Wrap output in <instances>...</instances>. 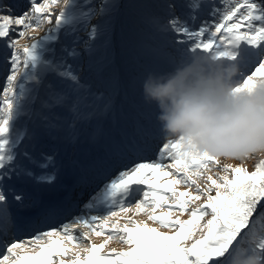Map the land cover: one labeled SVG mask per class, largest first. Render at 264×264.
I'll use <instances>...</instances> for the list:
<instances>
[{
  "label": "snow or ice",
  "instance_id": "1",
  "mask_svg": "<svg viewBox=\"0 0 264 264\" xmlns=\"http://www.w3.org/2000/svg\"><path fill=\"white\" fill-rule=\"evenodd\" d=\"M60 2L27 0L19 12L0 3V67L6 73L0 94V237L5 238L6 254L0 264H9L10 259L11 264H52L56 246L70 242L79 250L72 253L69 264H233V257L245 247L264 254V159L251 172L243 166L225 164L221 169L223 175H210L209 164H220V158L185 153L178 142L166 137L158 149L159 159L152 162L139 159L134 141L124 148L118 146V150L127 149L136 158L120 169L86 206L92 208L100 203L106 206V214L77 217L46 231L36 229L31 244L39 251L34 255L20 254L18 249L27 242L10 236V231L24 221L15 217L11 209L16 206L23 210L30 203L27 191L17 188L15 181L35 178L51 183L55 179L37 174V170L49 169L53 158L38 155L25 143L30 133L20 125L21 117L34 119L50 133L75 134L82 121L107 107V100L81 83L77 70L68 63L80 56L75 47L79 38L72 42L73 46L62 48L59 56L50 47L56 33L74 22V11L81 7L76 0H62L64 8L54 13L53 6ZM83 7H87V2ZM109 7L108 0H101L98 7L81 11L79 18L87 24L94 15H106ZM177 7L167 0L166 16L156 21L158 30L169 37V43L183 46L179 50L190 54L204 53L213 59L236 63L241 77L237 90L256 78H264V2L222 0V6H217L212 0H184L179 14ZM205 13L208 18L201 19ZM45 24L54 27L44 37L28 36L29 30L35 31ZM85 31L84 48L91 51L99 26ZM25 36L35 42L22 45L20 40ZM48 74L54 79L45 83ZM165 158L174 163L166 165ZM166 167L175 168L177 175L173 177ZM230 172L234 174L231 178ZM161 177L173 178L165 185L158 182ZM150 184L147 191L134 187ZM180 184L186 185V190L173 187ZM161 187H167L170 196L158 194ZM141 192L142 198L137 199ZM164 206L167 210L157 214V209ZM130 212L143 213L148 220L174 231L171 235L160 232L147 221L127 215ZM184 214L189 219L182 220ZM93 234L107 235V239L97 245L91 242ZM114 239L127 244L129 250L112 249L118 259H105L99 249ZM189 241L190 244L186 243ZM45 251L47 257L43 255ZM66 254L67 251L60 253ZM60 264L65 262L61 260Z\"/></svg>",
  "mask_w": 264,
  "mask_h": 264
},
{
  "label": "rangeland",
  "instance_id": "2",
  "mask_svg": "<svg viewBox=\"0 0 264 264\" xmlns=\"http://www.w3.org/2000/svg\"><path fill=\"white\" fill-rule=\"evenodd\" d=\"M150 0H108L109 11L106 15H94L91 20L85 24V22L79 18L81 11H87L88 7L99 6L101 0H76L80 8L74 11L76 19L68 26L61 28L56 33L55 39L50 42V47L54 50L57 56L61 55L62 48L73 46V41L77 40L75 47L80 52V56L77 59H69L68 63L72 64L77 70L80 76L81 83L85 84L93 92L102 98L107 100V107L96 115L82 121L78 125V130L75 134L69 132L50 133L43 129L34 119L28 116H22L20 119V125L27 127L30 133L29 138L25 141L29 145L31 150L35 153L43 155H51L53 162L49 169L37 170L38 175H51L55 177L52 181L56 184L54 188L49 189L46 193H40L44 190L45 186L50 188V183L40 181L35 178L29 179L27 182L20 180L15 181L17 188H24L29 195L30 206L26 209H19L13 206L11 209L12 214L19 220L24 221L17 228H13L10 231V236L15 237L17 240L27 242L24 247L18 249L21 255L31 254L39 251L38 248H33L31 239L35 232H30V228L23 231L22 225L37 226L40 230H48L50 227H60L61 224L71 223L77 217H90L92 215L106 214V206L97 203L95 207H86L93 198L96 197L104 185L113 178L117 172L122 169L131 159H135L133 153L127 149L124 151L118 150L124 148L135 142L136 151L140 153L139 159L142 162H152L159 159L158 149L164 142V133L160 122L157 119L158 110L154 104H149L145 101L142 94V83L144 78L149 72H166L170 70L177 61L190 55L185 51L179 50L183 46H173L169 43V37L160 32L157 28L156 21L166 16L167 10L164 8V4L167 0H154L146 3ZM87 2V7H83ZM178 7L176 8L177 14L182 9L180 4L184 3V0H172ZM207 2V0H206ZM217 6H222V0H212ZM264 2V0H261ZM6 6L12 7L15 11L22 10V6L27 5V0H0ZM146 3V4H144ZM64 8V4L61 0L58 6H53L52 11L59 13ZM149 10V11H146ZM150 13L149 22L146 21V28L142 34L136 29L137 35L134 38V31L130 32L126 21H131L134 17L144 16ZM205 13L201 19H207ZM199 24V21L196 22ZM99 26V34L97 38L92 42L91 51L84 48V40L87 39L85 29L91 26ZM53 25L45 24L43 27L36 29L35 31L29 30L28 36L36 38H42L47 34L49 28ZM150 27V28H149ZM25 36L20 40L22 45H30L35 41ZM156 51H153V50ZM51 58V56H49ZM246 71V69H242ZM6 73L0 67V94H2L5 86ZM54 79L52 74H48L45 77V83L51 82ZM42 94V89H41ZM38 107V104L36 105ZM142 130V131H141ZM261 159H264L262 155H253L246 159H220V164H209L208 172L210 175H214L219 172L223 175L222 167L225 164H232L233 166H243L249 172L255 170L256 164ZM89 160H100L101 163H97L95 168L90 172H86L84 169L81 172V176L88 185L84 192L87 195L88 201L82 209L73 216H69L64 223H51L48 227H39L40 218L36 217V221L29 222L25 216L29 215V208H32L36 204L40 207L46 205V198L51 192H55L59 187L65 188L68 185V179L77 173V165L85 163ZM166 165H171L174 162L171 159L165 158ZM167 171L173 173V177L177 175L175 168L166 167ZM159 176V173H157ZM233 173H229L230 178ZM88 182H87V178ZM173 177H161L158 181L160 184H167V181ZM51 182V183H52ZM102 183L101 188L89 194V190L95 185ZM203 183V181H201ZM59 184V186H58ZM147 191L151 188L150 185L134 186ZM180 191L186 190V185L180 184L173 186ZM69 188H71L69 186ZM195 191V189H193ZM77 192L76 198L81 196L82 193L79 190H73L67 195L69 200L74 193ZM158 194H167L166 198L170 196L167 187H161L157 189ZM214 194V192H213ZM40 195L41 198H40ZM142 198V192L138 194L137 199ZM41 199V201H38ZM203 203V201L198 202ZM52 207L53 206H49ZM63 209V207H59ZM52 210V209H50ZM67 207L65 211H69ZM118 210V209H117ZM166 206L161 209H157V214H161L162 211H166ZM45 215L48 216L47 212ZM133 219L139 221H147L150 227L157 228L160 232L172 234L174 230L163 228L157 222H153L147 219V216L143 213L135 215L134 213H128ZM179 215V213H177ZM124 216V213H121ZM182 220L189 219L188 214H184L180 217ZM210 217H206L208 219ZM116 219V218H114ZM121 220V223H124ZM21 228V229H20ZM257 230H260V223L256 225ZM20 229V230H19ZM81 231H87V229H81ZM56 238V237H54ZM107 239V235L91 236V242L97 245L104 243ZM5 238L0 237V259L2 255L6 254L3 250V244ZM42 241L41 243H46ZM190 244L189 242H186ZM72 249V251H71ZM115 249L116 252L128 251L129 246L123 244L119 239L110 241L104 248L99 249L102 257L105 259L115 260L118 259L115 253L112 252ZM79 249L74 246L73 243H67L63 246H56V254L53 256L52 264H60L63 260L65 264H69L72 259V253ZM2 251V252H1ZM67 251L66 255L61 256V252ZM48 256V252L43 254ZM83 258V254H82ZM96 260V257H93ZM122 261V257L119 258ZM9 264H11V259Z\"/></svg>",
  "mask_w": 264,
  "mask_h": 264
},
{
  "label": "clouds",
  "instance_id": "3",
  "mask_svg": "<svg viewBox=\"0 0 264 264\" xmlns=\"http://www.w3.org/2000/svg\"><path fill=\"white\" fill-rule=\"evenodd\" d=\"M239 73L234 62L190 54L166 72H149L142 94L181 151L227 160L264 156V78L237 90ZM233 264H264V254L245 247Z\"/></svg>",
  "mask_w": 264,
  "mask_h": 264
},
{
  "label": "bare ground",
  "instance_id": "4",
  "mask_svg": "<svg viewBox=\"0 0 264 264\" xmlns=\"http://www.w3.org/2000/svg\"><path fill=\"white\" fill-rule=\"evenodd\" d=\"M97 163H101L100 160H89V161H86L85 163H81L79 165H77V175L75 176V181L77 184H82L83 186L86 185V183L83 181L82 179V176L80 175V171H82L83 169L85 171H89L93 168H95L96 164ZM87 188V186H86ZM37 204L35 206V216L36 217H41L42 220H41V223L42 225H46L48 224L49 222H51V220L49 218L46 217L45 214H43V210L41 208H37ZM47 207V206H46ZM68 211H65V210H59L58 208H53L52 211H49L48 214L51 216H55L56 218L58 219H61V218H65V216L67 215ZM27 220H30V222H34L35 219L30 217V216H27ZM72 251V249H71Z\"/></svg>",
  "mask_w": 264,
  "mask_h": 264
},
{
  "label": "trees",
  "instance_id": "5",
  "mask_svg": "<svg viewBox=\"0 0 264 264\" xmlns=\"http://www.w3.org/2000/svg\"><path fill=\"white\" fill-rule=\"evenodd\" d=\"M152 1H154V0L147 1L146 3L148 4L149 2H152ZM146 3H144V4H146ZM96 7H98V5ZM146 11H149V10H146ZM149 15H150V13H148V14H146L144 16L134 17L131 21H126L125 22L128 25V28L130 29V32L135 29V31H134V38L137 35L136 29H138V31L141 32V34L145 30H147V28H146V23L147 22L146 21L149 22V20H150Z\"/></svg>",
  "mask_w": 264,
  "mask_h": 264
}]
</instances>
